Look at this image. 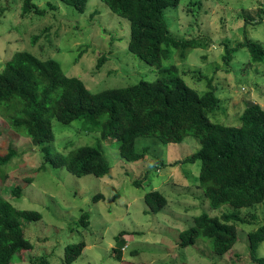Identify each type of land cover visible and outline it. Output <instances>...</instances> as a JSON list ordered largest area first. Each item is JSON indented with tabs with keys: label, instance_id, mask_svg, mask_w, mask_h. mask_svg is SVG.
<instances>
[{
	"label": "rangeland",
	"instance_id": "374dc122",
	"mask_svg": "<svg viewBox=\"0 0 264 264\" xmlns=\"http://www.w3.org/2000/svg\"><path fill=\"white\" fill-rule=\"evenodd\" d=\"M24 2L0 0V72L16 52L29 51L40 59L61 62L67 75L80 78L92 92L159 77L156 69L129 51L130 22L101 0H90L84 13L59 0H32L36 8L46 11L45 16L35 12L23 16ZM165 19L171 36L197 39L200 47L174 50L163 66L175 64L190 73L180 75L201 95L208 90L207 80L193 78L191 73L212 79L221 100L220 108L209 114L213 122L239 126L248 104L264 109V66L250 63L248 50L240 47L246 38L264 46V0H181L178 7L166 9ZM235 48L228 61L227 51ZM101 57L106 60L99 67ZM82 123L76 120L65 125L54 120L55 141L36 147L0 116V156L7 155L10 147L18 153L8 165L0 164V195L17 209L42 215L40 221L23 224L33 249L16 252L11 264H42L41 259L65 264L66 248L81 242L85 245L82 255L73 264H253L248 234L264 226V203L249 209L224 206L213 210L193 182L199 176L200 162L163 167L199 151L201 144L195 137L179 145L138 139L137 148L147 146L151 152L136 163L121 159L116 142L111 146L102 141L111 166L104 178H79L50 164L41 170L49 150L52 155H67L101 140L99 133L84 130ZM29 178H33L30 183ZM137 181L143 183L141 188ZM18 186L23 188L19 198L12 194ZM152 191L168 199L158 214L149 212L145 203ZM98 195L102 198L95 202ZM83 213L89 215L88 226L80 223ZM224 213H235L244 221L237 223L239 242L233 250L216 257L201 240L194 247L181 246L180 234L194 225L197 216ZM120 242L124 244L121 249ZM258 256L264 257V243Z\"/></svg>",
	"mask_w": 264,
	"mask_h": 264
},
{
	"label": "trees",
	"instance_id": "16d2710c",
	"mask_svg": "<svg viewBox=\"0 0 264 264\" xmlns=\"http://www.w3.org/2000/svg\"><path fill=\"white\" fill-rule=\"evenodd\" d=\"M59 1L84 13L90 0ZM101 1L114 14L130 22L129 51L156 69L159 77L128 87L92 92L80 78L67 75L56 59H40L29 51L16 52L0 72V116L15 133L30 138L36 147H45L55 141L54 120L65 125L82 120L84 130L101 135L96 145L87 144L67 155H52L49 150L41 170L50 164L79 178L88 175L104 178L110 175L111 166L102 141L111 146L116 142L121 159L136 163L145 160L151 152L147 146L138 149V139L156 138L164 145H179L186 138L195 137L201 144L199 151L182 161L163 163V167L200 162L199 176L193 182L202 189L213 210L224 206L249 209L264 203V109L257 103L248 104L239 126L213 122L209 114L220 108L221 100L212 79L195 71L191 73L193 78L207 80L208 90L201 95L183 79L182 76L190 73L175 64L163 66L174 50L200 47L197 39L183 41L170 34L165 11L178 7L181 0ZM33 12L46 14L32 0H25L22 15ZM247 40L240 47L248 50L250 63L264 66V46ZM237 49L227 51L228 61ZM105 60L101 57L98 66ZM2 134L0 131V137ZM16 157L17 150L10 147L7 155L0 156V164L6 166ZM32 181L33 178L28 179L29 183ZM142 184L137 181V188ZM22 191L18 186L12 194L19 198ZM100 198L98 195L94 201ZM145 203L149 212L158 214L167 206L168 199L161 192L152 191L146 194ZM41 219L39 212L17 209L0 195V264H11L18 251L31 252L33 246L25 237L23 224ZM88 219L89 215L83 213L80 223L88 226ZM239 222L244 221L235 213L220 217L201 214L190 229L180 234V244L189 248L201 240L211 254L223 257L239 242ZM120 243L121 249L124 244ZM263 243L264 226L248 234L253 264H264V257L258 256ZM84 246L81 242L67 247L65 264L77 261ZM121 254L119 251L118 259ZM40 263L47 264L42 259Z\"/></svg>",
	"mask_w": 264,
	"mask_h": 264
}]
</instances>
